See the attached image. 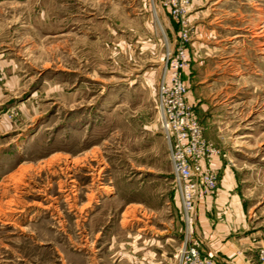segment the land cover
<instances>
[{
    "label": "rangeland",
    "instance_id": "374dc122",
    "mask_svg": "<svg viewBox=\"0 0 264 264\" xmlns=\"http://www.w3.org/2000/svg\"><path fill=\"white\" fill-rule=\"evenodd\" d=\"M187 100L264 242V0H191ZM162 0H0V264H177L155 107Z\"/></svg>",
    "mask_w": 264,
    "mask_h": 264
},
{
    "label": "built area",
    "instance_id": "2783aa9c",
    "mask_svg": "<svg viewBox=\"0 0 264 264\" xmlns=\"http://www.w3.org/2000/svg\"><path fill=\"white\" fill-rule=\"evenodd\" d=\"M191 0H162L169 16L181 26L174 50L157 83L155 107L159 128L167 145L171 165L172 190L184 223L185 238L175 254L177 264H218L212 256H203L192 243L190 233L193 212L200 197L215 193L218 174L208 162L219 150L203 133L191 104L187 100L182 72L187 66V29L185 15ZM264 260V242L257 251Z\"/></svg>",
    "mask_w": 264,
    "mask_h": 264
},
{
    "label": "crops",
    "instance_id": "0c3cea01",
    "mask_svg": "<svg viewBox=\"0 0 264 264\" xmlns=\"http://www.w3.org/2000/svg\"><path fill=\"white\" fill-rule=\"evenodd\" d=\"M208 165L218 174L217 188L196 203L191 241L203 256H212L218 264H255L233 169L219 155L212 156Z\"/></svg>",
    "mask_w": 264,
    "mask_h": 264
}]
</instances>
